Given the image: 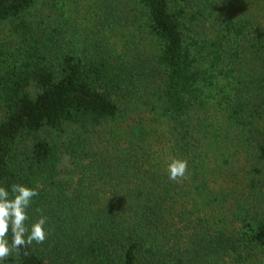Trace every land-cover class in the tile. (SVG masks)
<instances>
[{
	"label": "trees",
	"instance_id": "1",
	"mask_svg": "<svg viewBox=\"0 0 264 264\" xmlns=\"http://www.w3.org/2000/svg\"><path fill=\"white\" fill-rule=\"evenodd\" d=\"M136 1L147 54L111 43L112 0H0V186L47 217L0 264H264V28L232 14L249 0Z\"/></svg>",
	"mask_w": 264,
	"mask_h": 264
},
{
	"label": "rangeland",
	"instance_id": "2",
	"mask_svg": "<svg viewBox=\"0 0 264 264\" xmlns=\"http://www.w3.org/2000/svg\"><path fill=\"white\" fill-rule=\"evenodd\" d=\"M84 1V0H83ZM116 5V23L114 36H112L111 43L117 46L124 45L130 50H134L138 54H147L152 52L151 38L147 33L143 24L145 12L139 6L136 0H112ZM262 3H258V2ZM264 0H249L246 4L245 1H236L232 6V14L237 19H247L252 23H260V27L264 28V19L262 15L264 14ZM28 16V15H27ZM30 19H36L38 13L36 10L31 12ZM256 34V31L253 32ZM253 33H247L248 36L242 45L243 56L242 59L231 63L233 67V73L231 76H239L246 74V72H251L255 69L253 62L257 60V56L253 53V43L254 41ZM10 34V23L3 22L0 24V39L7 40ZM228 81V77L226 78ZM73 165L69 156L64 155L62 165H61V175L65 177H74L75 173H72Z\"/></svg>",
	"mask_w": 264,
	"mask_h": 264
},
{
	"label": "clouds",
	"instance_id": "3",
	"mask_svg": "<svg viewBox=\"0 0 264 264\" xmlns=\"http://www.w3.org/2000/svg\"><path fill=\"white\" fill-rule=\"evenodd\" d=\"M188 162L186 159L173 157L168 163L170 181L180 182L186 179ZM35 188L23 184H13L9 188L0 186V261H4L13 253L19 254L22 247L35 242L42 244L47 238L45 224L47 217L40 216L30 225L28 208L33 197L38 196ZM37 211H40L37 209ZM11 233V241H9Z\"/></svg>",
	"mask_w": 264,
	"mask_h": 264
}]
</instances>
